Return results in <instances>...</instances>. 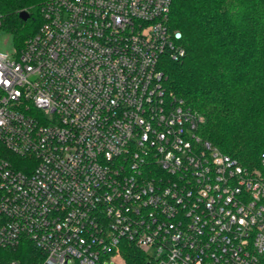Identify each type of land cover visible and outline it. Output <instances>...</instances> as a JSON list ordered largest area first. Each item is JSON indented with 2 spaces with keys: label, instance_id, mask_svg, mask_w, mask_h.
<instances>
[{
  "label": "built area",
  "instance_id": "obj_1",
  "mask_svg": "<svg viewBox=\"0 0 264 264\" xmlns=\"http://www.w3.org/2000/svg\"><path fill=\"white\" fill-rule=\"evenodd\" d=\"M171 10L51 0L0 52V264H127L123 245L146 264H264V155L251 170L220 152L167 89L186 56ZM28 243L36 257H10Z\"/></svg>",
  "mask_w": 264,
  "mask_h": 264
},
{
  "label": "trees",
  "instance_id": "obj_2",
  "mask_svg": "<svg viewBox=\"0 0 264 264\" xmlns=\"http://www.w3.org/2000/svg\"><path fill=\"white\" fill-rule=\"evenodd\" d=\"M51 0H0L1 29L23 48L42 25L41 8ZM30 19H20L21 12ZM169 26L183 35L186 56L164 64L166 87L205 125L199 134L223 154L251 170L264 155V0H172ZM18 160V159H16ZM125 249V250H124ZM30 243L10 255L26 263L36 257ZM127 264L147 255L123 245Z\"/></svg>",
  "mask_w": 264,
  "mask_h": 264
},
{
  "label": "rangeland",
  "instance_id": "obj_3",
  "mask_svg": "<svg viewBox=\"0 0 264 264\" xmlns=\"http://www.w3.org/2000/svg\"><path fill=\"white\" fill-rule=\"evenodd\" d=\"M14 48H15V44L12 35L4 31L3 29H0V52L12 53ZM71 264H78V263L72 262ZM107 264H117V263L108 262Z\"/></svg>",
  "mask_w": 264,
  "mask_h": 264
},
{
  "label": "water",
  "instance_id": "obj_4",
  "mask_svg": "<svg viewBox=\"0 0 264 264\" xmlns=\"http://www.w3.org/2000/svg\"><path fill=\"white\" fill-rule=\"evenodd\" d=\"M20 19L23 20L24 22L28 21L30 19V14L26 11L21 12L19 15Z\"/></svg>",
  "mask_w": 264,
  "mask_h": 264
}]
</instances>
